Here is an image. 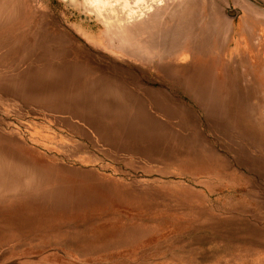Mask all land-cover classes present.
<instances>
[{"label": "rangeland", "instance_id": "rangeland-1", "mask_svg": "<svg viewBox=\"0 0 264 264\" xmlns=\"http://www.w3.org/2000/svg\"><path fill=\"white\" fill-rule=\"evenodd\" d=\"M168 1L191 29L143 58L81 0H0V264H264V0Z\"/></svg>", "mask_w": 264, "mask_h": 264}, {"label": "bare ground", "instance_id": "bare-ground-1", "mask_svg": "<svg viewBox=\"0 0 264 264\" xmlns=\"http://www.w3.org/2000/svg\"><path fill=\"white\" fill-rule=\"evenodd\" d=\"M77 1L78 0H75V2L77 3ZM182 1V0H181ZM181 1H179L180 3H182ZM188 1V0H187ZM187 1H184L183 3H185V2H187ZM223 1H225V0H223ZM170 1H168V0H81V3H80V7H79V9H81V11H82V13L86 16V18H88V19H91L92 21H94L95 22V24L97 25V27H99L100 29H102V30H104V31H107L106 32V34H107V36H106V42H107V44L109 45V47L111 46V47H114V49L116 48V49H118V50H121V51H123L124 52V55H125V53H128L130 56H138L139 54H142V53H144L145 55L146 54H148V56H150V55H154L155 54V52H156V47H158V46H162V44H160L158 41H160V40H163L162 42H163V46L161 47V49L164 47V44H165V42H166V44L168 43V42H170V41H172V39H178V42H179V40H181V39H179L178 37L179 36H181V32H184V27H188V26H186L188 23H189V21L187 22V24H184L182 21H181V19L182 20H184V19H186V18H177V10L180 8H173V9H171L170 11L168 10L169 9V3ZM244 2H245V0H244ZM73 3V2H72ZM180 4V5H178L179 3H177V5L178 6H184V4ZM250 3V2H249ZM244 4V3H243ZM251 4V3H250ZM177 5H174V6H176L177 7ZM186 5V4H185ZM242 5V4H241ZM244 5H246V3L244 4ZM173 6V7H174ZM246 7V6H245ZM250 7H251V5H250ZM255 7V6H254ZM241 8V7H240ZM247 8V7H246ZM248 8H249V6H248ZM251 8H253V7H251ZM260 8V7H259ZM258 8V9H259ZM181 9V8H180ZM261 9V8H260ZM259 9V10H260ZM179 11H181V10H179ZM244 11V10H243ZM248 11H250V9H248ZM258 11V10H257ZM257 11H255V14H256V12ZM262 11V10H261ZM260 11V12H261ZM252 12H254V10L252 11ZM258 13V12H257ZM264 13V12H263ZM169 15L170 16V20H172V21H170V22H172V25L171 26H166L165 24L166 23H163V18H164V16L165 15ZM250 14V13H249ZM258 14H260V13H258ZM257 14V15H258ZM219 15H220V13H219ZM264 15V14H263ZM190 16V15H189ZM249 16V15H248ZM248 16L246 17V18H248ZM252 16H253V14H252ZM261 16V15H260ZM185 17H186V15H185ZM258 17V16H257ZM177 18V19H176ZM189 18V17H188ZM255 18V17H254ZM248 18V20L246 21V19L244 18V22H243V24H245V21L247 22V23H250V24H252V25H256L257 26V24H259L260 23V21L259 20H257V19H259V18ZM169 19V18H168ZM193 19V18H192ZM264 18H263V16H262V19L261 20H263ZM187 20V19H186ZM190 20V19H189ZM211 20V19H210ZM214 20V19H213ZM165 21V20H164ZM193 21V20H192ZM216 21V20H215ZM185 22V23H186ZM210 22V21H209ZM208 22V23H209ZM213 22V21H212ZM219 22H221V24L219 23ZM219 22H218V25H219V27H218V29L221 31V33H223L222 34V36L224 35V34H226V31H228L229 32V34H228V32H227V38L225 37L226 35H224V39H225V41H226V39H227V41H229V39L231 40V38H233L234 39V41L236 40L238 43H236V44H234L233 46H232V48H237V51L239 52L240 50H242V51H247V49H248V51L247 52H251L252 53V55L254 56V53L256 52V51H258L259 52V55L258 56H261V54H260V52L262 53V50L261 51H259V50H256L257 49V47H256V49H254L253 48V46L255 47V45H252L251 47H250V43H253L252 41H250V43H248L249 42V36L247 37V41L248 42H245V46L247 47V49H245V47H244V45H243V36L241 37V35L240 34H242V33H240L239 35H236V33H237V30H236V33L234 34L233 32H235V29H234V31L232 32V27H231V25H230V22H228V21H226V20H220L219 19ZM262 22H264V21H262ZM191 23V22H190ZM193 24H194V22H192ZM167 24H169V23H167ZM193 24H191V25H193ZM206 24V23H205ZM210 24V23H209ZM250 24H248L249 25V28L251 27L250 26ZM264 24V23H263ZM213 25H214V23H213ZM217 25V26H218ZM261 24H259V27H261L260 26ZM196 26V25H195ZM245 26H247L246 24H245ZM256 26H254L255 28H256ZM190 27V26H189ZM194 27V25L192 26V28ZM197 27V26H196ZM241 27H243L242 25H241ZM253 27V26H252ZM264 27V26H263ZM216 28V27H215ZM188 29H191V27L190 28H187L186 30H185V35L187 34L186 32H187V30ZM211 29H213L214 30V27L213 26H211V25H208V26H203V29L199 32V33H197V35L196 36H201L202 35V33H205L206 31H211ZM241 29V28H240ZM246 29H247V27H246ZM254 29V28H253ZM253 29H251V30H253ZM260 29V28H259ZM183 30V31H182ZM193 30H196V28L194 29L193 28ZM197 30H198V28H197ZM196 30V31H197ZM218 30V32H220ZM243 30H244V27H243ZM256 30V29H255ZM190 31V30H189ZM195 31V32H196ZM249 31V30H248ZM248 31H246L247 32V35H248ZM257 31H259V30H257ZM260 31H262V30H260ZM97 32V31H96ZM191 32V31H190ZM189 32V33H190ZM214 32V31H213ZM212 32V33H213ZM216 32H217V29H216ZM215 32V33H216ZM240 32V31H239ZM241 32H242V30H241ZM245 32V31H244ZM254 32V30L251 32V33H253ZM183 33V34H184ZM193 33V32H192ZM214 33V34H215ZM257 33H259V32H257ZM256 32H255V34H257ZM262 33V32H261ZM260 33V34H261ZM97 34V33H96ZM99 34V33H98ZM182 34V35H183ZM194 34H196V33H194ZM206 34V33H205ZM208 34V37H206V39L205 40H203L202 38H205V36L204 37H202V38H199L197 41H199V40H202V42L201 43H199V44H202L203 43V41H207L208 40V38H209V34H210V32L209 33H207ZM214 34L212 35V34H210V35H212V37H215V36H218V35H215L214 36ZM220 34V33H219ZM263 34V33H262ZM185 35H183V37L185 36ZM190 35V34H189ZM192 35V34H191ZM221 35V34H220ZM230 35V36H229ZM250 35V34H249ZM195 36V35H194ZM229 36V37H228ZM98 37H100V36H98ZM186 37V36H185ZM188 37V36H187ZM193 37V36H192ZM263 37V36H262ZM181 38V37H180ZM189 38H190V36H189ZM219 38L221 39L222 37H220L219 36ZM244 38H246V36L244 37ZM251 38V37H250ZM105 38H103V40H104ZM183 39V38H182ZM191 39H194V38H191ZM211 38H209V41L210 42H212L211 40H210ZM214 39H216L215 40V42L217 41V43H219L220 44V39L219 40H217V38L215 37ZM103 40H102V44L103 43H106V42H103ZM170 40V41H169ZM168 41V42H167ZM176 41V40H175ZM193 41V40H192ZM194 41H196V40H194ZM218 41H220V42H218ZM222 41H224L223 39H222ZM224 41V42H225ZM226 41V42H227ZM246 41V40H245ZM208 42V41H207ZM209 42V43H210ZM225 42V43H226ZM157 43H158V46H157ZM181 43V42H180ZM208 43V45L209 46H211L212 44H213V46H214V43L212 42V43H210L209 44ZM222 43V42H221ZM224 43V44H225ZM228 43V42H227ZM246 43H248V45H249V47H248V45H246ZM160 44V45H159ZM172 44V43H171ZM171 44H170V47H172L171 46ZM179 44V43H178ZM181 44H183V43H181ZM205 44V43H204ZM203 44V45H204ZM224 44H222V46L224 45ZM229 44V43H228ZM233 44V43H232ZM231 44V45H232ZM255 44H257L256 42H255ZM262 44V43H261ZM261 44H259V45H261ZM175 45V44H174ZM176 45H177V43H176ZM198 45V44H197ZM203 45H201V46H203ZM207 45V46H208ZM231 45H229L230 47H231ZM178 46V45H177ZM206 46V45H205ZM205 46H203V47H205ZM212 46V47H213ZM219 46H221V44L219 45ZM219 46L218 45H215V47L216 48H218V49H220L219 48ZM256 46H258V44L256 45ZM169 47V46H168ZM167 47V48H168ZM169 47V48H170ZM174 47V46H173ZM184 47V46H183ZM183 47H180V48H183ZM194 47H196V48H198L196 45L194 46ZM214 47V48H215ZM224 47H227L228 48V45L226 46H223V50H224ZM166 48V47H165ZM206 48V47H205ZM211 48V47H210ZM209 47H208V50L210 49ZM113 49V48H112ZM161 49L159 50V51H161ZM171 49V48H170ZM174 49V48H173ZM176 49H177V47H176ZM195 49V48H194ZM201 49H202V47H201ZM201 49L199 48V50L201 51ZM213 49V48H212ZM263 49H264V47H263ZM165 50V49H164ZM163 50V51H164ZM189 50V49H188ZM206 50H207V48H206ZM208 50H207V52H208ZM256 50V51H255ZM162 51V52H163ZM198 51V50H197ZM209 51H211V49L209 50ZM214 51V50H213ZM217 51V50H216ZM220 51V50H219ZM218 51V53L220 54V56H222L223 54L222 53H220ZM264 51V50H263ZM166 51H164V53H165ZM169 52V51H168ZM202 52H204V50L202 51ZM206 51H205V53H207ZM224 52V51H223ZM209 53V52H208ZM207 53V54H208ZM210 53H212V52H210ZM214 53H215V51H214ZM241 53V52H240ZM123 54V53H122ZM144 54H142V55H144ZM161 54V53H160ZM201 54V53H200ZM217 54V53H216ZM216 54H214L215 56H216ZM248 54V53H247ZM129 55H126V56H129ZM145 55H144V57L143 58H146L145 57ZM164 55H167V53L166 54H163V56ZM213 55V56H214ZM229 55H230V53H229ZM160 56V55H159ZM159 56L157 57V54H156V57L158 58V61H159ZM193 56V55H192ZM196 56V55H195ZM211 56V55H210ZM214 56V57H215ZM228 56V55H227ZM256 56V55H255ZM254 56V57H255ZM264 56V55H263ZM140 57H141V55H140ZM155 56H154V58H156ZM194 57V56H193ZM212 57V56H211ZM213 57V58H214ZM216 57H219V56H216ZM226 57V56H225ZM129 58H131V57H129ZM142 58V57H141ZM142 58V59H143ZM147 58H149L150 60H151V58L150 57H147ZM154 58H152V60L154 59ZM222 58H223V56H222ZM243 58V57H242ZM263 58V57H262ZM134 59V58H133ZM138 59H139V57H138ZM162 59H163V57H162ZM211 59V58H210ZM217 59V58H216ZM219 59V58H218ZM259 59V58H258ZM150 60L149 61H147V60H145V61H147V62H150ZM201 60V59H200ZM207 61L209 60V57H208V59H206ZM214 60V59H213ZM263 60V59H262ZM194 61H196V60H194ZM219 61V60H218ZM229 61V60H228ZM232 61V60H231ZM234 61V60H233ZM245 61V60H244ZM139 62H140V60H139ZM197 62H199L198 60H197ZM222 62V60L221 61H219L218 63H221ZM227 62V61H226ZM239 62V61H238ZM241 62V61H240ZM152 63H156V62H151V64ZM167 63V62H166ZM208 63V62H207ZM217 63V64H218ZM263 63H264V61H263ZM150 64V65H151ZM158 64V63H157ZM217 64H216V66H217ZM222 64V63H221ZM227 64V63H226ZM147 65V64H146ZM169 65V64H168ZM239 65V64H238ZM262 65H264V64H262ZM154 66H157L158 67V65H154ZM148 67V66H147ZM151 67V66H150ZM160 67V66H159ZM161 67H163V65L161 66ZM165 68H166V66H164ZM168 69H170L169 67H167ZM167 68H166V70H167ZM217 68H218V66H217ZM220 68V67H219ZM159 69H161V68H159ZM202 68H201V70H200V72L202 73ZM187 71V70H186ZM204 71V70H203ZM233 71V70H232ZM173 72V71H172ZM193 72V71H192ZM172 75H174V73H171ZM236 74V73H235ZM177 75V74H176ZM180 75V74H179ZM85 76H86V74H85ZM185 76H187V75H185ZM179 76H177V78H178ZM195 77L196 78H199L200 77V75H199V72H197L196 74H195ZM225 77V76H224ZM238 77V76H237ZM177 78H175V79H177ZM92 80V79H91ZM98 81H100V80H98ZM179 82H180V80H179ZM93 83H96V82H94L93 81ZM181 84H182V82H180ZM102 84V83H101ZM97 85V84H96ZM99 86V85H98ZM102 86H104V85H102ZM227 86V85H226ZM257 86V85H256ZM151 87V86H150ZM229 87V86H228ZM236 87V86H235ZM114 88V87H113ZM220 88V87H219ZM221 88H222V86H221ZM250 89V88H249ZM101 90V89H100ZM88 91V90H87ZM109 91H110V89H109ZM114 91V90H113ZM249 91H252V90H249ZM100 93V92H99ZM103 93H105V92H103ZM114 93H116V92H114ZM159 93V92H158ZM248 93V92H247ZM112 94V93H111ZM110 94V95H111ZM155 95V94H154ZM161 95V94H160ZM115 96V95H114ZM253 96V95H252ZM109 97H111V96H109ZM115 98H118V97H115ZM246 98H247V96H246ZM254 98V97H253ZM111 99V98H110ZM241 99V98H240ZM245 99V98H244ZM113 101V100H112ZM258 101V100H257ZM115 102V101H114ZM246 102V101H245ZM217 105H218V102H217ZM230 105V104H229ZM228 106V105H227ZM231 106H232V104H231ZM229 108V107H228ZM232 109H236V108H232ZM144 110V109H143ZM231 110V109H230ZM141 111H142V109H141ZM145 111V110H144ZM143 112V111H142ZM234 112V111H233ZM235 113V112H234ZM232 116V115H231ZM234 117V116H233ZM232 117V118H233ZM234 119V118H233ZM152 123V122H151ZM159 126V125H158ZM159 128V127H158ZM161 128V127H160ZM159 128V129H160ZM144 130V129H143ZM153 131V130H152ZM164 131V130H163ZM156 132V131H155ZM243 135V134H242ZM160 137V136H159ZM161 138V137H160ZM247 143H250V142H247ZM244 145V144H243ZM247 148V147H246ZM249 151V150H248Z\"/></svg>", "mask_w": 264, "mask_h": 264}]
</instances>
